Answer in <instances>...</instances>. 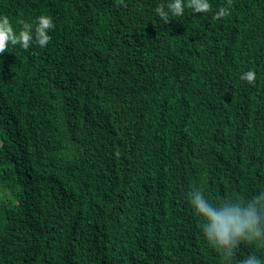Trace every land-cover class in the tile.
Instances as JSON below:
<instances>
[{"label": "trees", "instance_id": "obj_1", "mask_svg": "<svg viewBox=\"0 0 264 264\" xmlns=\"http://www.w3.org/2000/svg\"><path fill=\"white\" fill-rule=\"evenodd\" d=\"M167 2L0 0L53 21L0 52V264H264L210 246L189 199L264 190V0Z\"/></svg>", "mask_w": 264, "mask_h": 264}, {"label": "clouds", "instance_id": "obj_2", "mask_svg": "<svg viewBox=\"0 0 264 264\" xmlns=\"http://www.w3.org/2000/svg\"><path fill=\"white\" fill-rule=\"evenodd\" d=\"M194 11L204 12L211 7L209 0H189ZM183 0H168L156 11L165 22L169 16L183 15ZM230 5L222 6L214 13L217 18L229 14ZM53 26L50 16L40 15L33 23H24L18 30L10 19L0 15V52L9 45H21L28 48L35 42L45 46L51 39L48 34ZM256 72L252 69L241 74V79L253 83ZM190 204L202 221L203 239L212 247L218 248L226 258L235 254L242 242L264 243V190L258 191L247 199L228 198L213 201L200 189H193L189 194ZM240 264H261L255 255H249Z\"/></svg>", "mask_w": 264, "mask_h": 264}]
</instances>
